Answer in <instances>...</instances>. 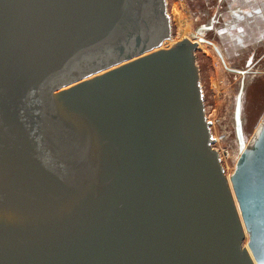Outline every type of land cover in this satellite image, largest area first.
<instances>
[{"label":"water","instance_id":"water-1","mask_svg":"<svg viewBox=\"0 0 264 264\" xmlns=\"http://www.w3.org/2000/svg\"><path fill=\"white\" fill-rule=\"evenodd\" d=\"M172 26L166 0H0V264H264L252 66ZM195 40L241 76L230 183Z\"/></svg>","mask_w":264,"mask_h":264},{"label":"rangeland","instance_id":"rangeland-1","mask_svg":"<svg viewBox=\"0 0 264 264\" xmlns=\"http://www.w3.org/2000/svg\"><path fill=\"white\" fill-rule=\"evenodd\" d=\"M166 3L173 25V39L185 36L191 38L197 35L208 38L214 41L221 50L223 49L227 58L224 54L223 57L229 66L241 69L244 67L247 54L253 52L252 72L245 76L242 102L244 136L246 143L250 144L264 120V40L255 43L254 39L264 29V22H257L258 29L256 23L252 21L244 23V33L247 34L245 39L248 38L245 43L249 49L243 50L239 55L234 52L232 44L230 46L225 42L223 33L219 34L215 25L209 24L212 13L209 2L206 0H166ZM196 62L199 68V83L203 94L205 117L211 122L210 130L215 139L213 147L219 152L224 174L228 178L234 170L238 156L233 110L241 76L224 69L214 50L205 44L196 50ZM246 242L247 237L244 238L243 245L246 246Z\"/></svg>","mask_w":264,"mask_h":264},{"label":"crops","instance_id":"crops-1","mask_svg":"<svg viewBox=\"0 0 264 264\" xmlns=\"http://www.w3.org/2000/svg\"><path fill=\"white\" fill-rule=\"evenodd\" d=\"M206 2L210 3L212 9L209 24L215 25L219 34L223 33V39L230 46L231 44L234 46V52L241 55L243 50L249 49L245 43L248 38L245 39L247 34L244 33V23L252 21V23H256L258 29L257 22H264V0H206ZM213 21L217 23L214 24ZM254 39L255 43L264 40V29ZM221 51L224 54L223 49ZM246 57L243 68H246L247 64L253 66L251 62L253 61V52L248 53Z\"/></svg>","mask_w":264,"mask_h":264},{"label":"bare ground","instance_id":"bare-ground-1","mask_svg":"<svg viewBox=\"0 0 264 264\" xmlns=\"http://www.w3.org/2000/svg\"><path fill=\"white\" fill-rule=\"evenodd\" d=\"M172 40H178V39H173L172 38ZM195 41H197V40H195ZM202 42H199V41H197V47H196V50H197V48H198V46L199 47H201L202 46V44H204V43H202ZM204 46V45H203ZM220 49V48H219ZM221 50V49H220ZM219 58V57H218ZM222 64V63H221ZM223 66V65H222ZM224 68V67H223ZM225 69V68H224ZM238 157V156H237ZM228 181H229V177H228ZM229 183H230V181H229ZM231 186V185H230ZM236 202V201H235ZM244 228V227H243ZM244 233L246 234V231H245V229H244ZM247 235V234H246ZM245 247H247V246H245ZM248 249V248H247ZM248 251H249V249H248ZM249 253H250V251H249Z\"/></svg>","mask_w":264,"mask_h":264},{"label":"flooded vegetation","instance_id":"flooded-vegetation-1","mask_svg":"<svg viewBox=\"0 0 264 264\" xmlns=\"http://www.w3.org/2000/svg\"><path fill=\"white\" fill-rule=\"evenodd\" d=\"M185 37H188V36H185ZM198 48H199V46H198ZM198 48H197V49H198ZM222 54H223V53H222ZM224 59H225V57H224Z\"/></svg>","mask_w":264,"mask_h":264}]
</instances>
